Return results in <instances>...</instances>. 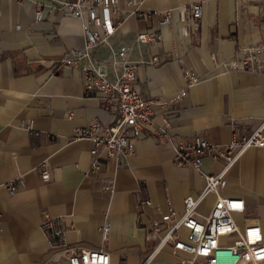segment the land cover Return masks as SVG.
<instances>
[{"label":"crops","instance_id":"obj_1","mask_svg":"<svg viewBox=\"0 0 264 264\" xmlns=\"http://www.w3.org/2000/svg\"><path fill=\"white\" fill-rule=\"evenodd\" d=\"M196 1L201 3L198 27L184 36L178 11ZM119 6L121 22L81 65L102 66L111 78L122 62L136 64V89L160 101L182 88L183 69L197 80L175 103L152 105L146 129L154 132L166 117L168 141L136 139L132 154L100 158L91 173L89 143L69 136L91 119L107 121L108 114L97 95L83 89L80 72L58 63L63 53L82 46L81 21L53 12L33 22V0H0V264H52L64 256L63 248L49 246L39 226L43 212L61 218L65 245L102 248L112 263L138 264L150 248L149 222L169 208L180 212L182 198L203 186L192 168L172 163L175 139L199 136L225 144L232 125L254 126L264 116V72L210 73L215 62L264 43V0H142L129 6L119 0ZM162 10L170 13L168 25L134 13ZM150 28L159 31L161 41L138 44L135 34ZM200 167L215 173L221 164L204 157ZM43 168L45 181L39 177ZM98 176L112 178L111 194L98 189ZM9 185H16L11 193ZM219 192L243 200L245 212L236 220L258 222L264 239V148L242 152ZM144 199L151 205L137 207ZM212 201L206 195L197 210L207 212ZM185 259L164 249L150 264H184Z\"/></svg>","mask_w":264,"mask_h":264},{"label":"built area","instance_id":"obj_2","mask_svg":"<svg viewBox=\"0 0 264 264\" xmlns=\"http://www.w3.org/2000/svg\"><path fill=\"white\" fill-rule=\"evenodd\" d=\"M21 2L22 0H17ZM142 0H124L129 6ZM119 0H33L32 21L40 22L53 12L68 14L81 21L83 43L63 53L58 63L80 72L82 87L97 95L101 108L108 114V120H89L85 125L72 129L69 139L85 140L89 143V172L96 173L98 160L124 158L133 152L132 142L143 137L168 141L169 120L161 117V125L154 132L146 126L151 123L152 105L173 104L183 97L197 80L189 69L182 70L183 86L167 101L153 100L143 96L136 89V64L122 62L117 74L108 78L102 66L81 65V59H88L90 50L110 37L120 20ZM130 12L129 10H124ZM143 21L155 20L157 24L171 23L168 10L135 11ZM201 15V3L196 1L178 11L182 22L180 34L195 33ZM122 19V18H121ZM14 25V28H17ZM135 41L142 45H155L161 41L156 28L138 31ZM152 61L155 57L151 58ZM115 61L112 62L114 64ZM228 70L264 72V43L248 46L237 58L215 62L210 73L218 75ZM249 148H264V116L254 125H232L229 140L225 144L209 142L199 136L188 139L176 138L173 143L172 163L187 166L197 172L203 186L195 195H185L181 200V211L169 208L149 222L145 240L150 248L138 264H150L153 256L166 249L170 254L182 253L184 264H264V239L258 222L236 220L245 212L241 198L225 197L220 189L225 184V174L239 155ZM204 157L212 163L219 162L220 169L203 172ZM40 179H48L46 169L40 170ZM98 189L106 194L113 192V180L108 176L97 177ZM16 185L7 186L11 193ZM208 194L213 201L207 212H199L197 205ZM151 205L148 199L138 202L137 207ZM39 226L52 249L63 248L64 256L52 264H125L112 263L108 252L102 248H87L80 245H65L64 227L61 218L42 213ZM100 236L105 238L107 225L99 227Z\"/></svg>","mask_w":264,"mask_h":264}]
</instances>
